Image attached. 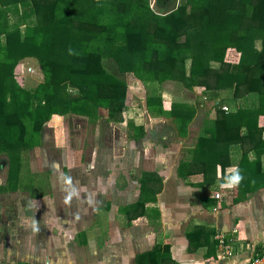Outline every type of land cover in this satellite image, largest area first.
I'll list each match as a JSON object with an SVG mask.
<instances>
[{
    "label": "trees",
    "instance_id": "1",
    "mask_svg": "<svg viewBox=\"0 0 264 264\" xmlns=\"http://www.w3.org/2000/svg\"><path fill=\"white\" fill-rule=\"evenodd\" d=\"M11 6L16 21L8 17ZM229 49L239 53L236 62L235 54L229 60ZM25 57L40 65L43 77L34 87L20 86L14 76ZM107 58L148 85L147 109L172 117L176 135L187 134L199 105L177 100L162 110L155 84L172 80L187 88L201 86L210 100L230 90L211 105L213 119L206 110L187 148L188 162L182 159L178 168L186 163L188 173L200 172L205 180L219 165L221 183L231 175L228 167L237 169L242 179L234 202L264 186V0H180L164 14L153 11L149 0H0V154L10 163L0 191L16 188L21 150L40 143L52 115H78L95 123L104 113L121 133L129 135L130 127L129 137L144 134L142 123L120 125L128 107L127 84L108 70ZM213 61L218 66H211ZM224 103L230 108L222 110ZM152 175L158 178L142 173L138 199L121 208L127 224L144 205L150 192L146 179ZM171 259L169 246L156 243L135 262L174 263Z\"/></svg>",
    "mask_w": 264,
    "mask_h": 264
},
{
    "label": "crops",
    "instance_id": "2",
    "mask_svg": "<svg viewBox=\"0 0 264 264\" xmlns=\"http://www.w3.org/2000/svg\"><path fill=\"white\" fill-rule=\"evenodd\" d=\"M201 112L198 109L194 116L200 121L199 128L189 127L186 135L177 138L179 145L175 152L170 146L163 149L143 145L140 148L145 156L138 161L140 151L134 145L128 173L136 176L137 191L128 203L114 207L106 200L98 203L97 194L90 191L92 198L86 199L90 203L75 209L68 202L70 198L56 187L46 195L33 192L32 197L24 199L23 206L17 202L10 209L7 194L26 190L24 183L17 182L12 191H0V264H136V256L156 243L169 246L174 263L165 260L166 264H226L219 258L218 235L232 251L230 264H245L263 253L264 186L246 199L234 202L237 185L223 187L225 182L218 180L219 165L215 172H207L205 180L200 172L188 173L191 168L186 163L178 168L182 159H189L186 149L191 146L189 135L194 140L203 125L205 114L201 116ZM131 134L129 131V135H123L131 138ZM232 169L228 167L227 171ZM143 172L156 173L160 181L153 175L146 179L150 192L127 224L121 208L138 199ZM58 180L51 179L50 184ZM112 183L115 188V179ZM215 191H219V198L213 196ZM78 200L84 201L83 196ZM76 216L93 219L76 226L72 219ZM74 245L85 249L80 260Z\"/></svg>",
    "mask_w": 264,
    "mask_h": 264
},
{
    "label": "rangeland",
    "instance_id": "3",
    "mask_svg": "<svg viewBox=\"0 0 264 264\" xmlns=\"http://www.w3.org/2000/svg\"><path fill=\"white\" fill-rule=\"evenodd\" d=\"M156 1L149 0V6L153 11L160 14L166 13L174 5L180 3V0H160L164 2L160 5ZM11 8L14 10L8 11V17L10 21H16L19 16L15 7L11 6ZM227 53L229 60L235 54L236 60L234 59L232 62L238 60L239 53L234 49H229ZM104 64L108 70L127 84L128 107L123 111L121 127L125 128L129 121L142 123L144 134L139 140L126 137L119 129L107 123L104 113H100L101 116L95 123H89L85 118L78 115H52L44 125L40 143H36L32 149L23 148L21 150V176H19L18 182H23V187L26 190L7 194L5 199L8 208L12 209L17 202L23 206L27 196L32 197L34 193L46 195L54 192L56 187L59 188L61 194H66V197L70 198L68 202L75 209L80 208V204L90 203L86 199L92 198L91 192L94 195L97 194L98 203L101 199L112 202V207L128 203L134 198L137 191L136 176L133 173H128L134 145H137V151H140L137 156L138 161L143 160L145 156L143 149L140 148L143 145L153 144L163 149L170 146L174 152L176 151L179 145L177 138L180 137V135H176L178 134L177 126L172 117L167 114H157L156 109L151 111L147 109L146 97L150 94L149 89H147L148 85L133 73L120 71L109 58L104 59ZM210 64L214 67L218 66V63L214 61ZM14 76L17 83L24 87H34L43 77L39 63L32 57L22 58L16 64ZM155 85L157 86L156 93L160 94L162 110L168 111L174 101L186 100L199 105L197 108L202 111L201 116L203 112L205 114L207 113L206 110L210 109V112L207 113L209 118L216 115L214 109H211V105L226 98L231 93L230 90L221 91L220 95L210 100L206 98L208 92L206 93V90L201 86L187 88L182 82L172 80H166ZM223 105L230 108L227 103ZM194 118L188 127L197 129L200 126V121H197V117ZM262 121L263 117L259 122L262 123ZM194 129L193 136L195 134ZM129 131L132 133L130 127ZM194 140L189 135V145L193 144ZM163 151L165 153V150ZM149 159L153 160V157L150 156ZM9 165L7 157L0 154V187L5 188ZM114 167L115 170H112ZM118 170L119 174H117ZM54 178L59 180L58 183L54 182L55 184L52 185L50 180ZM112 179L113 181L115 179V188L112 186ZM80 195L83 196L84 201L78 200ZM97 201L95 202L97 203ZM72 219L78 226L79 222L90 221L93 218L76 216ZM84 250L74 245V251L79 260Z\"/></svg>",
    "mask_w": 264,
    "mask_h": 264
},
{
    "label": "built area",
    "instance_id": "4",
    "mask_svg": "<svg viewBox=\"0 0 264 264\" xmlns=\"http://www.w3.org/2000/svg\"><path fill=\"white\" fill-rule=\"evenodd\" d=\"M222 110H227V106L226 105H222L221 106ZM213 196L215 198H219L220 193L219 191H215ZM218 241H219V245H220V254H219V258L226 262V264H230L229 263V258L232 255V251L230 250L229 246L226 245L223 241V238L221 236L218 235ZM245 264H264V252L261 253L259 256H256L254 258H251L250 260L247 261V263Z\"/></svg>",
    "mask_w": 264,
    "mask_h": 264
},
{
    "label": "clouds",
    "instance_id": "5",
    "mask_svg": "<svg viewBox=\"0 0 264 264\" xmlns=\"http://www.w3.org/2000/svg\"><path fill=\"white\" fill-rule=\"evenodd\" d=\"M242 177L239 174V171L237 169H232L231 170V175H229L226 179L225 184L223 185V187L225 188H233L236 185L239 184V182L241 181Z\"/></svg>",
    "mask_w": 264,
    "mask_h": 264
}]
</instances>
